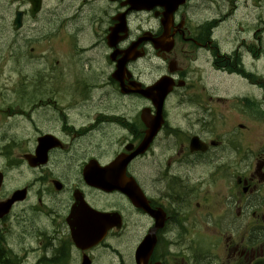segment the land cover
Masks as SVG:
<instances>
[{
    "label": "flooded vegetation",
    "instance_id": "af4514ba",
    "mask_svg": "<svg viewBox=\"0 0 264 264\" xmlns=\"http://www.w3.org/2000/svg\"><path fill=\"white\" fill-rule=\"evenodd\" d=\"M240 7L0 0V264H264V22Z\"/></svg>",
    "mask_w": 264,
    "mask_h": 264
},
{
    "label": "rangeland",
    "instance_id": "374dc122",
    "mask_svg": "<svg viewBox=\"0 0 264 264\" xmlns=\"http://www.w3.org/2000/svg\"><path fill=\"white\" fill-rule=\"evenodd\" d=\"M242 7H240L239 9V14H238V19L237 22H241L244 23V20L247 19L246 21H249V23L251 22V20L253 18L256 17H260V19H264V0H247V5L250 6V8L246 9L245 7V0H240ZM253 1V2H252ZM252 3L254 5V7L252 6ZM257 5V6H256ZM249 15H252L251 17ZM240 16V17H239ZM236 26V22H233L232 26ZM225 31H232V28H227L225 29ZM259 36H263L262 37V43L261 45L263 46L264 44V31L263 28L259 30L258 32ZM254 72V74L257 75V77H264V60H260L259 62H257L255 64V67L252 68ZM228 86L231 87V93L233 94H241L244 95L247 92V88L245 86L244 83H238L236 81H230V83L228 84ZM249 93L253 96H258L259 99H261L263 97V92L260 90H258V87L256 88H251L249 90ZM243 123H246L247 126L250 125V121L249 120H243ZM255 129V127H253ZM264 133V129H262V131H254L253 129L251 130V134L250 136H258L259 134Z\"/></svg>",
    "mask_w": 264,
    "mask_h": 264
},
{
    "label": "water",
    "instance_id": "95a60500",
    "mask_svg": "<svg viewBox=\"0 0 264 264\" xmlns=\"http://www.w3.org/2000/svg\"><path fill=\"white\" fill-rule=\"evenodd\" d=\"M157 85H156V87H154L153 89H157ZM143 94H145V92H143ZM149 138H150V135H149ZM141 150H140V148H138V150H137V153H139Z\"/></svg>",
    "mask_w": 264,
    "mask_h": 264
}]
</instances>
